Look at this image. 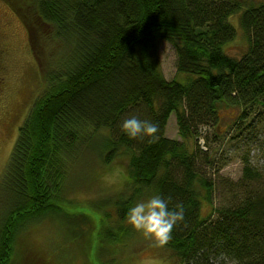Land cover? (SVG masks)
<instances>
[{
  "label": "trees",
  "instance_id": "trees-1",
  "mask_svg": "<svg viewBox=\"0 0 264 264\" xmlns=\"http://www.w3.org/2000/svg\"><path fill=\"white\" fill-rule=\"evenodd\" d=\"M4 1L28 31L43 88L0 178L9 205L0 225V264H71L52 250V237L35 240L38 221L57 231L59 219L85 228L91 222L87 232L99 239L97 248L105 240L110 248L124 245L135 234L126 224L128 207L153 192L170 198V208L184 206L171 239L159 242L174 264H264V184L250 187L260 174L248 163L241 199L216 207L215 181L202 169L216 157L202 127L218 128L229 109L240 134L264 118V1ZM234 16L248 37L241 56L224 50L238 32ZM162 39L177 51L181 80L163 73ZM4 79L0 51V93ZM173 113L182 140L165 135ZM131 115L158 125L155 142L121 130ZM125 160L126 178L107 201L111 190L86 201L69 195L83 188L94 165ZM207 203L213 206L205 215Z\"/></svg>",
  "mask_w": 264,
  "mask_h": 264
},
{
  "label": "rangeland",
  "instance_id": "rangeland-1",
  "mask_svg": "<svg viewBox=\"0 0 264 264\" xmlns=\"http://www.w3.org/2000/svg\"><path fill=\"white\" fill-rule=\"evenodd\" d=\"M245 2L260 3L264 0H244ZM231 22L238 28L236 37L224 47L231 56H241L248 47V37L238 24V17L234 16ZM0 51L2 54L4 84L0 93V178L9 161L14 143L18 136L19 128L26 119L35 99L42 91L43 81L36 60L32 54L29 43L28 31L11 5L0 0ZM158 55L165 77L168 80L184 78L178 73V55L174 45L165 39L159 41ZM222 123L218 126L202 127L203 135L209 139L206 149L213 152L215 161L212 166L202 165L206 175L215 181L214 201L216 207L230 205L242 197L244 190L241 182L244 169L249 163L260 174L250 187L264 184V118L256 120L251 131L240 134L231 128L234 120L233 110L224 111ZM262 117V116H261ZM219 134V136H217ZM165 135L169 138L182 140L179 133L176 115L173 113L167 123ZM202 142V141H201ZM126 167V168H125ZM92 175L88 172L86 181L78 193H71L77 200L86 201L96 199L100 191L106 192L105 201L110 194L114 195L117 188H121L126 178V160L112 167H97L94 165ZM0 191V225L9 205ZM204 205V214L211 211L213 204ZM86 208V207H85ZM106 209V208H105ZM82 210V209H81ZM68 220L58 221L61 231L50 222H36L34 238L42 242L52 237V250L59 256L71 260V264H105L101 262V254L107 264H174L170 253L159 245V241L142 232L135 230L130 238L121 241L124 245L111 244L105 240V245L98 247V238L95 235L91 240L87 227L75 221L67 224ZM91 223V224H90ZM127 224V223H126ZM117 225V224H116ZM117 230L115 224H110ZM65 229V230H63ZM68 229V230H67ZM86 234L85 238L82 234ZM123 237V236H122ZM55 239V240H54ZM118 243V242H116ZM87 249L88 255L84 253ZM98 249V250H97ZM112 250V252H109ZM88 257V258H87ZM213 259L220 260V256L213 255Z\"/></svg>",
  "mask_w": 264,
  "mask_h": 264
},
{
  "label": "clouds",
  "instance_id": "clouds-1",
  "mask_svg": "<svg viewBox=\"0 0 264 264\" xmlns=\"http://www.w3.org/2000/svg\"><path fill=\"white\" fill-rule=\"evenodd\" d=\"M121 130L129 137L146 136L149 142L158 138V125L131 115L120 123ZM169 199L159 192L138 199L128 207L125 220L133 229L150 236L160 243L171 239L172 231L178 222L184 220V206L176 204L169 207Z\"/></svg>",
  "mask_w": 264,
  "mask_h": 264
}]
</instances>
